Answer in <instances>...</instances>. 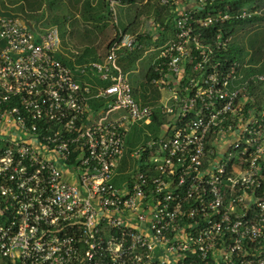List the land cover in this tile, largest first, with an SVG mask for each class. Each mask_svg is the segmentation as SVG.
I'll list each match as a JSON object with an SVG mask.
<instances>
[{
  "label": "built area",
  "instance_id": "obj_1",
  "mask_svg": "<svg viewBox=\"0 0 264 264\" xmlns=\"http://www.w3.org/2000/svg\"><path fill=\"white\" fill-rule=\"evenodd\" d=\"M236 1L158 0L172 36L148 48L153 105L119 65L148 50L120 0L103 59L71 67L55 28L38 45L0 18V264H264V73L220 58L221 26L264 9Z\"/></svg>",
  "mask_w": 264,
  "mask_h": 264
},
{
  "label": "rangeland",
  "instance_id": "obj_2",
  "mask_svg": "<svg viewBox=\"0 0 264 264\" xmlns=\"http://www.w3.org/2000/svg\"><path fill=\"white\" fill-rule=\"evenodd\" d=\"M47 1L53 2L52 5H46L45 11L58 9L59 12L62 13V15L55 19L49 18L47 21H43L41 18L43 16L41 9L46 2V0H43V5L39 11L38 17L31 21L34 22L35 29L41 34L43 33V30H46L47 28H55L57 30L59 39L61 41L57 56L60 58V60L62 59L67 66H72V63L68 56L74 57V59L77 60H90V58L95 56L96 52H100L104 48V38H108V40L113 39L115 28L112 25L111 20L108 18L107 11L103 15H99L91 20H88L83 18V16L80 17L76 13L77 9H72L71 5H62L59 4L56 0ZM146 1L148 0H145V2ZM261 1L262 0H256L255 3L258 5V7L264 9V1L263 3H261ZM143 2V0H138V2L133 5L123 6L120 4L119 6H116V18L118 21V27L120 29L123 30L125 27H129L137 18V20H135L133 24L134 26L132 25L130 27L132 29L128 30L127 33L133 36H141L142 32L151 31V28H149L150 24L148 26V22L151 21L150 23L155 24L158 22L154 17V13H152V9L154 8V5L158 2V0H150V8L148 9L149 11L146 10L147 15L143 14ZM19 4L21 6L26 5L25 1H20ZM23 9L25 10L24 7ZM10 10H12L13 12H20L18 8L10 7ZM263 15L264 11L262 12L261 16ZM140 29L142 32L139 31ZM262 29H264V23L245 27L239 30L234 36L239 45V48L247 51V44H245L247 37L253 35L254 32L260 31ZM167 34L168 32L163 33V37H166ZM104 53H106L105 49H103L102 56L104 55ZM151 57L152 54L149 52V50H147L146 53L141 54V58L139 57L140 61L137 67L133 65V67L131 68V70L133 71H131V73L128 75V81L131 88L138 91L139 93H141V86H143L144 84V77L149 69ZM259 57L260 58L258 60V65L260 66L262 65V63H264V49L261 56ZM248 59L249 56L245 58L246 64ZM257 67L258 66H256L255 68ZM135 98L137 100H140V97H138V95H136ZM164 120L167 121L168 118L166 117L164 118ZM144 140V131L141 127L134 128L128 131L125 136L126 147L131 149L141 144Z\"/></svg>",
  "mask_w": 264,
  "mask_h": 264
},
{
  "label": "trees",
  "instance_id": "obj_3",
  "mask_svg": "<svg viewBox=\"0 0 264 264\" xmlns=\"http://www.w3.org/2000/svg\"><path fill=\"white\" fill-rule=\"evenodd\" d=\"M20 1H25V4H26L25 6H27V8L25 10L23 9L24 6H21L19 4ZM143 1H145V0H143ZM253 1H256V0H237L235 5L237 7H242L243 5L250 4ZM263 1L264 0H262L261 3H263ZM137 2H138V0H120V4L123 6L124 5H133V4H136ZM143 3H144V6H142L143 10H144L143 14H146V10H148L150 8V6H149L150 0L143 2ZM14 5H16V7H13ZM42 5H43V0H39L38 2L36 0H0V7L2 10H7V11L13 12L12 10H10V7L18 8L20 10V12L17 11V12H13V13H20L24 17H26L28 20H33V19L38 17V14H39V11H40ZM85 5L88 6L89 10L93 11L92 13H89V14H93L92 19L99 16V15H103L107 11V9H106L107 4H106L105 0H98L95 7L92 9H90V7H89V1H85ZM152 13H154L155 19L160 24H162V26L164 27V30L169 32V34L172 36L171 21L167 18V16H169L168 15L169 11H167L164 7H161L159 5V3L157 2L154 5V8L152 9ZM27 16H29L30 18ZM135 20H137V18ZM135 20H134V22H135ZM134 22L132 23V25L134 24ZM261 23L262 24L264 23V15L260 16V17H254L252 19H248L245 21L227 22L221 26L223 33L231 38V43L229 45L227 52L222 53V56H220V58L227 59V61H229V62H239L240 64H244L245 58L247 56H249V59L247 60V65L250 68L244 70L245 75H250L253 73H264V63H262V65H260V66L258 65L259 64L258 60L260 58L259 56H261L263 49H264V29H262L260 31H256L253 33V35L247 37L246 43H245V44H247V51H244L242 48H239V45H238L236 39L234 38V36L239 30H241L245 27L255 26V25H258ZM132 25H130L129 27L128 26L125 27L123 29V31L127 32L128 30L132 29V28H130ZM47 29H49V28H47ZM217 29H219V28L218 27L211 28V30H213V31H215ZM163 41L164 40L156 42V43H154V45L158 46ZM249 52H250V54H249ZM138 56H137V53L136 54L134 53V55L133 54L126 55L125 57L120 59L119 65L121 66V68L123 69L124 72L130 74L131 71H133V70H131V68L136 63ZM97 60H99V59H97V57L96 58L92 57V59H90L91 62L97 61ZM81 62H82V60H76V63L78 65L79 64L81 65ZM256 66H258V67L255 68ZM149 72H150V67L145 74L144 84H143V86H141V88H142L141 93H139L136 90H133L132 94H133L134 98L136 97V95H138V97H140V101L142 103H148L150 105H153L155 103V101L158 100L159 96L152 89V87L149 85V81L151 78ZM260 91H261L260 94L262 93V96L264 97V88L263 87L260 88ZM146 93H148L149 95H147ZM153 117L154 118L152 119L151 125L148 126L147 129L152 130V132H154V131L156 132V130H158L157 127L159 125V120H158V117L156 115H154ZM164 118H166V117H161V122L165 121Z\"/></svg>",
  "mask_w": 264,
  "mask_h": 264
},
{
  "label": "crops",
  "instance_id": "obj_4",
  "mask_svg": "<svg viewBox=\"0 0 264 264\" xmlns=\"http://www.w3.org/2000/svg\"><path fill=\"white\" fill-rule=\"evenodd\" d=\"M36 1L38 2L39 0H36ZM56 1H57L59 4H62V5H66V6L71 5V6H72V9H77L76 13H77L80 17L83 16V18L88 19V20H91L93 14H89V13H92L93 11L89 10L88 6L85 5V1H89V7H90V9H92V8L95 7V5H96V3H97L98 0H56ZM105 1H106V0H105ZM52 2H53V1H47V0H46V2L44 3V5H43V7H42V9H41V12H42V14H43V16H42L41 18H42L43 21H47L49 18L55 19V18H57V17H59V16L62 15V13H60L58 9L45 11L46 5H47V4L52 5ZM144 2H145V1H144ZM17 6H18V5H17ZM71 6H70V7H71ZM13 7H16V5H14ZM26 7H27V6H24L25 9H26ZM88 14H89V15H88ZM150 22H151V21L148 22V26H149ZM157 25L159 26V31H157L158 34H159L162 25H161L159 22H157ZM44 30H45V29H44ZM139 31L142 32L141 29H140ZM157 32H156V34L153 33V30H151V31H149V32H145V33H146V36H145V38H144L143 45H144V47H145L146 49L150 48V50H151V49H152L151 46H153L154 43L159 42V41H162V40H165V39H167V38L170 37V34H169V33L167 34L166 37H163V33H165V31H163L162 34L160 33L159 35L157 34ZM142 33H143V32H142ZM58 35H59V34H58ZM157 35H158V36H157ZM103 41L105 42V46H104L103 49L106 50L107 47L109 46L110 42L112 41V39H109V40H108V38H104ZM60 44H61V41H60ZM158 44H159V43H158ZM154 46H155V45H154ZM103 49H102L100 52H96V53H95V56H93V57H95V58L97 57V59L102 60L103 57H104V55H105V53H104V55L102 56ZM148 50H149V49H148ZM150 50H149V51H150ZM78 55H79V54H78ZM133 55H134V54H133ZM68 57H69V59H70L72 65H73V64H77V63H76V60H77V59H74V57H70V56H68ZM139 57L141 58V55L138 56V59L136 60V63L134 64L136 67H137V65H138V63H139V61H140V58H139ZM90 59H92V58H90ZM99 60H97V61H99ZM141 60H142V59H141ZM152 60H153V54H152V57H151L150 63L152 62ZM61 61H63V60L61 59ZM87 62H91V61H90V60H82L81 64H84V63H87ZM150 63H149V67H150ZM77 65H78V64H77ZM79 65H80V64H79Z\"/></svg>",
  "mask_w": 264,
  "mask_h": 264
},
{
  "label": "water",
  "instance_id": "obj_5",
  "mask_svg": "<svg viewBox=\"0 0 264 264\" xmlns=\"http://www.w3.org/2000/svg\"><path fill=\"white\" fill-rule=\"evenodd\" d=\"M0 18H9V19H19L23 22V24L29 28V30L31 31V33L33 34L34 37V43L38 44V45H42V39L41 36L37 33L36 29H35V24L33 21L28 20L27 18H25L22 14L20 13H13L11 11H7V10H2L0 7Z\"/></svg>",
  "mask_w": 264,
  "mask_h": 264
}]
</instances>
